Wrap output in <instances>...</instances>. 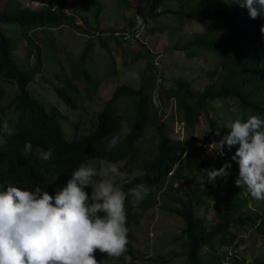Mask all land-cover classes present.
<instances>
[{
	"label": "trees",
	"instance_id": "trees-1",
	"mask_svg": "<svg viewBox=\"0 0 264 264\" xmlns=\"http://www.w3.org/2000/svg\"><path fill=\"white\" fill-rule=\"evenodd\" d=\"M78 1L81 7L97 2ZM115 1L120 10H135L143 23L158 21L171 14L181 23L195 21L202 28L192 35L184 47L191 54L189 56H194L197 51L214 56L220 62V67L211 74V81L202 90L193 89L192 84L179 81L165 90L163 95L175 101L181 115L179 121L183 123L187 137L174 140L165 136L160 129L167 125L160 122L162 112L155 107L152 94L145 88L133 90L124 86L114 92L99 114L94 131L68 139L61 123L65 115L58 107L48 108L34 97L29 86L41 73L46 57L57 53V47H54L56 37L49 31L61 30L65 26L83 31L77 17L66 11L69 0H44L45 5L52 9L51 12L45 7L39 10L26 8L18 0H0V25L15 27L21 35L19 39L0 28V82L17 87L16 95L6 106V110H13L17 117L13 125L16 134L8 136L0 130L3 139L0 143V185L5 189L11 185L24 190H34L39 186L54 196L66 186L71 173L81 164H90L96 159L114 164L125 162L124 167L128 170L137 164V143L145 129L154 126L160 136L156 158L142 162L139 173L122 185L125 192L138 183L153 188L140 205L132 202L131 197L126 201V226L130 228V243L125 255H134L133 225L140 222L143 212L152 208L156 201L154 191L163 187L170 173H173L170 176L173 180L185 185L183 207H175L172 211L185 224L183 236L187 240L188 264H222L230 248L237 249L247 242L252 246L264 245V209L259 205L260 201L253 199L243 188L235 186V180L239 177V165L235 161L231 162V168L228 169L231 173L229 192L236 193L240 198L227 202L225 208L218 211L219 223L205 231L204 218L198 216V211L203 208L205 214L210 212L209 198L213 185L208 182L196 183L194 180L203 169L221 168L237 149L234 147L229 151L225 147L224 155L221 156L217 149L209 147L212 144L210 138L205 139L201 146H197L199 141L193 138L202 118L209 120L214 137L220 140L228 134L230 126L214 118L212 105L217 101L234 102L239 107V116L234 120L246 121L252 115L264 116V35L260 32L264 26V16L251 19L247 8L240 7L233 0ZM168 2H175L179 9L161 10ZM98 8L100 11L101 7ZM113 36L119 39L115 33ZM98 38L105 46L108 33L101 31ZM22 40L27 43L29 55L36 59L33 70L23 69L16 60L15 48ZM93 47V41H89L80 58L81 74L88 82H91V75L86 64ZM142 58L144 56L138 54L134 61ZM78 93L69 78L62 86L55 88L57 97L69 108L77 107ZM123 97L137 100V114L131 133L119 140L116 147L109 149V140L113 135L118 136L121 130L117 101ZM3 120L0 117V124ZM217 130L220 131L219 136L215 135ZM25 142L32 145L30 153L25 152ZM50 147L54 148L52 158L42 160L37 150L47 151ZM203 174L207 176V173ZM85 190L89 194L92 191L90 187ZM138 208L141 213H137ZM221 247L230 248L222 254ZM203 249H206L205 254H202ZM233 264L247 263L242 258L236 259ZM253 264H264V257H258Z\"/></svg>",
	"mask_w": 264,
	"mask_h": 264
},
{
	"label": "rangeland",
	"instance_id": "rangeland-1",
	"mask_svg": "<svg viewBox=\"0 0 264 264\" xmlns=\"http://www.w3.org/2000/svg\"><path fill=\"white\" fill-rule=\"evenodd\" d=\"M18 1L26 8L39 10L45 7L49 12L52 11L48 5H45L44 0ZM98 6L101 7L100 11ZM166 9L177 10L179 6L175 2H168L161 8V10ZM66 11L77 17V22L83 31L78 32L67 26L61 30L49 31L56 37L54 47H57V53L46 57L41 73L35 77L29 86V91L48 108L58 107L65 115L61 123L67 138L82 137L94 131L99 114L105 109L114 92L126 86L133 90L145 88L151 93L155 107L160 113L162 112L160 122L167 125L160 131L174 140L185 139L187 135L183 123L179 121L181 115L175 101L166 99L163 95L165 90L172 88L179 81L188 82L192 84L193 89L202 90L211 81V74L220 67V62L214 56L202 51L189 56L190 53L184 47L192 35L200 32L202 28L195 21L181 23L171 14L159 18L158 21L143 23L135 10H120L115 0H97L87 7H81L78 0H69ZM132 25L138 29L136 30L140 36L139 40L124 42L113 36L116 32L131 29ZM0 28L5 33L21 39L19 29L5 25H0ZM101 31L108 33L105 46L98 38ZM89 41H93L94 44L86 64L91 82L82 76L80 70L81 54ZM29 54L27 43L22 40L15 48V57L25 70H33L36 66V59ZM138 54H142L144 58L134 61ZM66 78L71 79L79 92L76 108L67 107L55 94V88L62 86ZM16 92L15 85L0 82V117L7 118L12 126L17 117L13 110H6V106ZM136 104V99L128 97L117 101L121 116L119 140L131 133L137 114ZM212 107L214 118L222 120L227 127L236 116H239L240 109L234 102L217 101ZM208 123V119L202 118L201 123L196 127L193 138L199 141L197 146H201L208 138L212 143L219 141L213 136ZM2 140L0 137V143ZM159 142L158 129L148 126L137 143V164L128 170L124 167L125 162L115 164L126 174L127 180H132L139 173L142 162L156 158ZM210 148L218 150V147ZM101 161L105 160L96 159L90 164L101 173L97 179H109L107 165L102 164ZM231 162L229 157L226 163L231 164ZM131 169L133 171H130ZM202 175L207 182V176L203 173L198 174L194 182L203 183ZM230 185V175L226 178V183L224 179L218 178L210 191V212L205 214L203 208L198 211V216L204 218L205 231L219 223L218 211L224 209L227 202H234L240 198L236 193L229 192ZM184 193L185 185L169 176L163 187L154 191L156 201L152 208L143 212L140 222L133 225L134 255L109 257L106 253L97 250L94 256L98 264H188L187 240L183 236L185 224L172 211L175 207L180 209L183 207ZM135 204L140 205L141 202ZM259 205L264 209V201H260ZM136 211L141 213L139 208ZM229 248L221 247L220 251L223 254ZM205 253L206 249H203L202 254ZM237 254L238 257L233 259L232 264L236 259L242 258L247 264H253L258 257H264V245L252 246L247 242L237 248Z\"/></svg>",
	"mask_w": 264,
	"mask_h": 264
},
{
	"label": "clouds",
	"instance_id": "clouds-1",
	"mask_svg": "<svg viewBox=\"0 0 264 264\" xmlns=\"http://www.w3.org/2000/svg\"><path fill=\"white\" fill-rule=\"evenodd\" d=\"M233 3L247 8L253 20L264 16V0ZM260 32L264 35V26ZM0 130L8 136L16 134L7 118ZM215 135L219 136L220 131ZM119 142V137L113 135L107 147L114 148ZM209 147H218L221 156L225 147L229 151L236 147L231 156L239 165L235 186L243 188L253 199L264 201V116L234 120L228 134ZM31 150V143L25 142V152ZM37 151L42 160L48 161L54 148ZM101 163L107 165L109 179H97L101 175L97 168L81 164L54 196L39 186L24 190L0 185V264H98L94 256L97 250L109 257L125 254L130 243L126 201L131 197L132 202H142L153 188L138 183L125 192L122 185L128 183L126 174L114 163ZM230 168L231 164L225 163L219 169H203L202 173H207V182L215 186L218 178L226 183ZM202 180L205 182L203 175ZM89 187L90 194L85 190ZM222 264H230V257Z\"/></svg>",
	"mask_w": 264,
	"mask_h": 264
},
{
	"label": "built area",
	"instance_id": "built-area-1",
	"mask_svg": "<svg viewBox=\"0 0 264 264\" xmlns=\"http://www.w3.org/2000/svg\"><path fill=\"white\" fill-rule=\"evenodd\" d=\"M137 28H133V29H127L125 31H122V32H116L115 35L123 40L124 42H130V41H137L140 39V36H139V33L137 32L136 30ZM125 33H127V38L125 37ZM173 173H170L169 176H171ZM230 257V260L232 258H236L238 257V254H237V249H234V248H230L227 252V256H226V259H229Z\"/></svg>",
	"mask_w": 264,
	"mask_h": 264
}]
</instances>
